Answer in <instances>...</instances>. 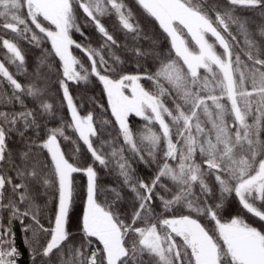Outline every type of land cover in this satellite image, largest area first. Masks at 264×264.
Here are the masks:
<instances>
[{"label":"snow or ice","instance_id":"6c2138e0","mask_svg":"<svg viewBox=\"0 0 264 264\" xmlns=\"http://www.w3.org/2000/svg\"><path fill=\"white\" fill-rule=\"evenodd\" d=\"M135 3L158 25L167 49L144 31L125 0H0V48L6 50L0 85L11 89L0 93V104L20 106L0 111V264H17L21 255L14 221L26 234L33 264L37 258L40 264H264V226L225 207L231 197L264 222V23L253 26L238 14L247 9L264 18V0ZM112 15L132 46H122L102 22ZM81 21L102 37L98 48L73 39V32L85 35ZM21 40L41 48V66L58 58L68 122L46 123L58 111L42 86L46 76L38 71L25 85L6 66L26 71ZM121 47L137 71L120 67L125 61L114 49ZM90 77L102 85L105 111L114 118L101 121L116 126L112 140L101 138L94 113L82 115L70 92L69 82L87 83ZM133 116L144 122L137 130L130 124ZM14 134L20 137L18 148L10 145ZM62 141L71 143L70 152ZM81 142L91 164L79 162ZM126 149L141 162L156 164L150 179L135 176ZM96 164L114 165L133 196L130 216L116 208L121 191L101 189ZM78 173L86 177V197L74 213ZM105 193L114 198L101 201Z\"/></svg>","mask_w":264,"mask_h":264},{"label":"trees","instance_id":"16d2710c","mask_svg":"<svg viewBox=\"0 0 264 264\" xmlns=\"http://www.w3.org/2000/svg\"><path fill=\"white\" fill-rule=\"evenodd\" d=\"M125 2L128 4L129 7L132 8L136 16V19L139 21L140 26L144 29V31L147 32L150 36H153V38L158 37L160 39L161 46L164 49H167L168 43L166 40H163V36L161 34V30L159 29L158 25L151 18L147 17L146 14L142 12V10L135 3V0H125ZM238 14L247 17L251 21H253V26L264 23V18L260 16L259 11L239 9ZM102 22L105 24L108 30L114 35V37L122 46L125 44L132 46L133 42L131 36L126 35L125 32L120 29L116 21V17L114 15L105 16L102 19ZM81 23H82V31L85 33V35L81 36L79 33L73 32V39L81 44L91 45L92 47L98 48L100 44L103 42L100 34L95 30V28L92 25L89 24L87 26H83V21H81ZM233 31H235V29H233ZM238 39L240 40V47L243 48L244 44L242 37L238 36ZM138 43L144 48H148L149 46V42L147 40L141 39L140 41H138ZM19 45L25 55L26 71L17 72V70L14 69L10 71L22 84L25 85L35 81L34 73L38 71L42 73L44 76H46L47 79L45 82H43L42 86L47 88L48 99L51 102H53L54 106L58 110L56 118L49 119L46 121V123L48 124L49 127H56L59 126L62 121L68 122L70 119V115L66 108V104L62 105L61 103L62 90L59 88V85L57 83L58 79L60 78V72L57 71L59 67L58 58L50 57L48 63L41 66L39 63V58L41 57V48H37L33 44H29L25 40L19 41ZM42 47L49 48L50 45L48 43H44ZM3 51L4 49L0 48V54ZM114 51L116 55H119L121 59L125 61V63L123 65H120V67H122L127 72L137 71L136 65L133 62L130 53L126 52L123 47H121L120 49H114ZM73 53L82 60V62L85 64L86 67H90L86 56H84V54L80 50L73 48ZM242 59H245V57L242 56ZM147 66L149 68H153V61L151 59L147 61ZM143 83L145 84L146 87L150 86L147 81H144ZM69 88L71 94L73 95L78 106L80 107L81 114L82 115L87 114L88 111H92L94 113V116L97 121V126L102 127L101 138L105 140H112L113 138H115L117 136V129L114 123L103 126L101 125V121L105 119L109 121H114V118L111 117L110 110L105 111V109L108 108L107 101L102 91V85H100L98 80L95 77H90L87 83L82 82L80 84H76L73 82H69ZM10 91L11 89L7 86L6 83L0 85V93L2 92L10 93ZM26 104L28 105L29 108L34 106V102L31 98H26ZM99 105H103L104 107L101 108L99 107ZM19 108L20 106L18 104L15 105V108H13L12 105H8L7 107H5L4 105L0 104V111L19 110ZM143 123L144 122L139 118H136L134 116L130 117V124L133 130H137L141 128ZM66 134L72 137L73 139H76L75 134L70 129L66 131ZM27 135H32L31 130L28 131ZM19 142H20V137L14 134L12 139L10 140V145L13 148H18L20 146ZM121 142L122 141H118L117 146H119V143ZM62 147L65 149L66 152H70L72 145L70 142L62 141ZM80 149L81 151L78 157L79 162L82 164H91L92 158L90 154L86 151V148L82 145V142L80 144ZM125 156L128 157L131 161L132 167L135 170V176L148 180L155 173L156 164L154 163L148 164L141 162L139 159L133 157L132 154L129 151H127V149L125 151ZM95 168L98 173V183L101 189L108 187H115L119 191H121L122 198L117 203L116 208L121 214L130 216L131 212L133 211V203H134L133 196L127 188L122 187V179L118 176L117 172L114 170V165L110 164L109 168L105 169L99 164H96ZM74 179L77 187L74 193L76 203L73 211L74 213H79L82 208L83 200L85 199L86 196V179L85 176L80 173L75 174ZM49 195L51 197L53 193L50 192ZM217 195H219L218 192ZM105 196H107L109 200H112L114 198L111 193H105L100 196V200L103 201L105 199ZM54 207H55V200H52L51 203L49 204V208L53 209ZM225 207L230 209L232 215H236V214L241 215L246 219L247 222L253 224V226H256L258 228L264 226V222L259 221L258 218H254L251 216V214H248L246 213L245 210H242L238 202L231 197L228 199V201H226ZM223 215L225 219L231 218L228 213H224ZM72 220L73 222L71 223L70 230L75 232L76 230L75 216H73ZM27 222L28 221L26 220L25 223ZM41 222L45 224V226H47L48 224L46 217H42ZM202 222H206V221H202ZM13 232L15 236V245L18 247L22 255L20 264H33L31 250L28 244L25 243L26 234L19 221L13 222ZM28 235H30V233ZM43 239L44 237L42 236L41 237L42 242ZM74 239L79 240L80 237L76 235L74 236ZM37 264H40L39 258H37Z\"/></svg>","mask_w":264,"mask_h":264},{"label":"rangeland","instance_id":"374dc122","mask_svg":"<svg viewBox=\"0 0 264 264\" xmlns=\"http://www.w3.org/2000/svg\"><path fill=\"white\" fill-rule=\"evenodd\" d=\"M5 51H6V50H4V51L0 54V60L4 59V53H5ZM5 63H6V66L9 67V70H11V71H12V69L16 70V66H15V65L7 64V62H5Z\"/></svg>","mask_w":264,"mask_h":264},{"label":"built area","instance_id":"2783aa9c","mask_svg":"<svg viewBox=\"0 0 264 264\" xmlns=\"http://www.w3.org/2000/svg\"><path fill=\"white\" fill-rule=\"evenodd\" d=\"M17 247V246H16ZM18 248V247H17ZM19 250V249H18ZM20 251V250H19ZM21 253V252H20ZM22 259V255L19 256L18 260H17V264H20V261Z\"/></svg>","mask_w":264,"mask_h":264},{"label":"water","instance_id":"95a60500","mask_svg":"<svg viewBox=\"0 0 264 264\" xmlns=\"http://www.w3.org/2000/svg\"><path fill=\"white\" fill-rule=\"evenodd\" d=\"M75 175V174H74ZM85 179H86V177H85ZM86 197V196H85Z\"/></svg>","mask_w":264,"mask_h":264}]
</instances>
